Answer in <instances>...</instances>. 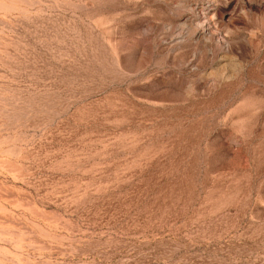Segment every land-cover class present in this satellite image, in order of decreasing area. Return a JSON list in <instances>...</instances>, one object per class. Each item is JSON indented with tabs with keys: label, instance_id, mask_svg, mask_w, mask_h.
<instances>
[{
	"label": "rangeland",
	"instance_id": "1",
	"mask_svg": "<svg viewBox=\"0 0 264 264\" xmlns=\"http://www.w3.org/2000/svg\"><path fill=\"white\" fill-rule=\"evenodd\" d=\"M0 264H264V0H0Z\"/></svg>",
	"mask_w": 264,
	"mask_h": 264
}]
</instances>
